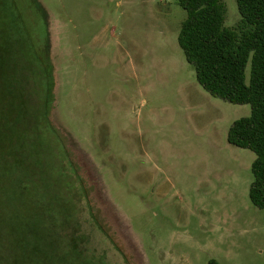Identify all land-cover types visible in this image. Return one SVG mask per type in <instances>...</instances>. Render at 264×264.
<instances>
[{
  "label": "rangeland",
  "instance_id": "374dc122",
  "mask_svg": "<svg viewBox=\"0 0 264 264\" xmlns=\"http://www.w3.org/2000/svg\"><path fill=\"white\" fill-rule=\"evenodd\" d=\"M39 1L48 13L54 65L50 120L66 147L44 118L45 156L65 182L61 198L72 196L86 220L68 161L78 165L117 241L112 247L96 231L97 251L112 264H264V211L249 197L255 153L228 141L230 127L249 117L251 106L214 97L199 84L178 43L187 11L177 0ZM221 1L225 27L237 26V0ZM38 15L30 0H0V121L8 108L18 123L46 112V81L34 61L36 54L44 64ZM10 55L19 59L16 74L4 68ZM3 69L13 80L10 94ZM250 72L249 61L247 83ZM26 139L35 150L36 138ZM21 140L14 132L10 156L0 154V264H46L40 256L29 260V246L20 244L21 221L42 225L41 204L31 208L27 200L37 194L20 188Z\"/></svg>",
  "mask_w": 264,
  "mask_h": 264
},
{
  "label": "trees",
  "instance_id": "16d2710c",
  "mask_svg": "<svg viewBox=\"0 0 264 264\" xmlns=\"http://www.w3.org/2000/svg\"><path fill=\"white\" fill-rule=\"evenodd\" d=\"M30 1L41 16L45 28L42 53L44 64L38 63L36 54L34 61L38 67L39 79L46 81L47 109L33 121L21 119L18 123L9 115L8 108L7 115L0 121V154L10 156L11 152L7 149L13 146L12 136L19 130L22 136L19 153L23 164L22 176L25 178L20 182V188L23 194H37L34 197L27 196L31 208L41 204V210L36 216L37 220L42 221V225L37 227L31 221H21L20 244L24 246L23 250L29 246L27 258H31V261L40 256L46 264H66L68 259L79 264H112L106 260V254L97 251L94 243L98 236L95 232L98 231L104 240L112 243V247L117 246V241L109 227L99 219L97 208L90 197L89 186L80 176L78 165L68 161V166L78 181V188H81L80 193L86 201L90 215L86 220L81 218L78 204L72 196L70 199L61 198L62 181L56 174L58 165L52 167V162L50 164L46 159L49 152L45 156L49 142L44 140L39 128L44 118L48 120V127L56 137L58 136L61 147L64 150L66 147L50 120L54 104L55 78L50 57L52 44L48 13L39 0ZM177 1L187 11V17L181 24L178 43L187 61L194 66L199 84L214 97L234 104L251 106V115L235 121L230 127L228 141L234 146L250 149L255 153L249 197L254 206L264 211V0H237L241 19L233 28L225 27V5L221 0ZM18 60L17 55H10L3 60V67L8 71L11 66L16 74ZM249 61L251 72L247 83L245 70ZM5 69L3 72L8 81L5 91L10 94L13 91V80L5 74ZM30 134L36 138L32 142L36 143L35 150L29 146L32 140L26 139ZM25 145L29 147L25 149ZM49 149L52 154V149ZM43 159L45 164H41ZM62 183L65 184L64 181ZM72 188L69 182L68 189ZM51 197H54V201H51ZM41 218L43 220H40ZM46 223L52 227L51 235ZM120 254L126 259L124 253L120 251ZM49 257L51 259L47 262ZM210 264L216 263L212 261Z\"/></svg>",
  "mask_w": 264,
  "mask_h": 264
}]
</instances>
